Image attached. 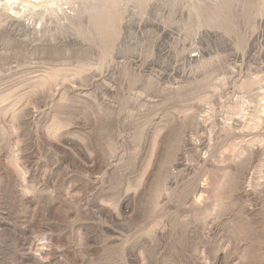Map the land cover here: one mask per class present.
Listing matches in <instances>:
<instances>
[{"label":"rangeland","instance_id":"374dc122","mask_svg":"<svg viewBox=\"0 0 264 264\" xmlns=\"http://www.w3.org/2000/svg\"><path fill=\"white\" fill-rule=\"evenodd\" d=\"M0 264H264V0H0Z\"/></svg>","mask_w":264,"mask_h":264}]
</instances>
